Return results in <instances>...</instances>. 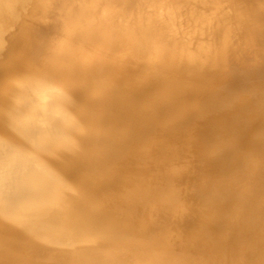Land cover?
Here are the masks:
<instances>
[{
	"label": "bare ground",
	"instance_id": "obj_1",
	"mask_svg": "<svg viewBox=\"0 0 264 264\" xmlns=\"http://www.w3.org/2000/svg\"><path fill=\"white\" fill-rule=\"evenodd\" d=\"M0 264H264V0H0Z\"/></svg>",
	"mask_w": 264,
	"mask_h": 264
}]
</instances>
